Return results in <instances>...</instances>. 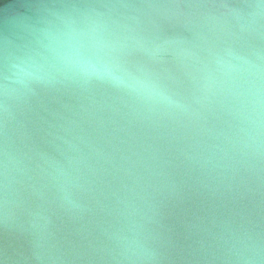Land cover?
<instances>
[{
  "label": "water",
  "instance_id": "obj_1",
  "mask_svg": "<svg viewBox=\"0 0 264 264\" xmlns=\"http://www.w3.org/2000/svg\"><path fill=\"white\" fill-rule=\"evenodd\" d=\"M0 264H264V0H0Z\"/></svg>",
  "mask_w": 264,
  "mask_h": 264
}]
</instances>
